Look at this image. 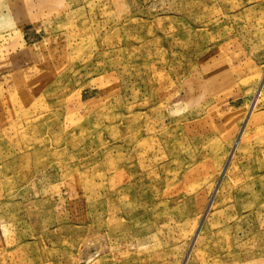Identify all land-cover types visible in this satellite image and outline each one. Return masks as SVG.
Instances as JSON below:
<instances>
[{"label":"rangeland","instance_id":"374dc122","mask_svg":"<svg viewBox=\"0 0 264 264\" xmlns=\"http://www.w3.org/2000/svg\"><path fill=\"white\" fill-rule=\"evenodd\" d=\"M0 264H264V0H0Z\"/></svg>","mask_w":264,"mask_h":264},{"label":"crops","instance_id":"0c3cea01","mask_svg":"<svg viewBox=\"0 0 264 264\" xmlns=\"http://www.w3.org/2000/svg\"><path fill=\"white\" fill-rule=\"evenodd\" d=\"M255 1H257V0H255ZM259 1V0H258ZM14 21V20H13Z\"/></svg>","mask_w":264,"mask_h":264}]
</instances>
